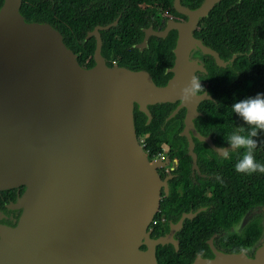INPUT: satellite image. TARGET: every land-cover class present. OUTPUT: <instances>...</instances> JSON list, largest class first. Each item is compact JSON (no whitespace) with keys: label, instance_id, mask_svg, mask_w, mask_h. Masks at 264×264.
Instances as JSON below:
<instances>
[{"label":"water","instance_id":"1","mask_svg":"<svg viewBox=\"0 0 264 264\" xmlns=\"http://www.w3.org/2000/svg\"><path fill=\"white\" fill-rule=\"evenodd\" d=\"M221 0H203L189 9L173 0L183 22L167 21L157 37L176 31L172 77L156 86L146 71L108 67L100 54L98 29L94 65L86 68L46 23L26 22L22 0L0 5V190L25 186L22 214L15 228L0 233V264H158L151 224L159 209L161 181L156 160L150 162L136 136L133 110L147 118L149 106L174 103L185 108L180 136L187 154L195 155L192 137H201L193 121L203 94L184 102L179 89L203 63L194 53L231 64L194 36L199 21ZM115 25V23L111 24ZM151 33V32H150ZM147 31L142 46L146 47ZM216 151V149H214ZM219 155H224L220 154ZM191 215H185L178 224ZM169 236H172L171 234ZM145 246V250L140 247ZM192 264H264V241L253 258L243 252Z\"/></svg>","mask_w":264,"mask_h":264},{"label":"trees","instance_id":"2","mask_svg":"<svg viewBox=\"0 0 264 264\" xmlns=\"http://www.w3.org/2000/svg\"><path fill=\"white\" fill-rule=\"evenodd\" d=\"M202 1L180 0V4L196 9ZM2 2L0 0V5ZM20 13L26 22L46 23L56 29L65 46L77 55L81 66L91 68L94 65L92 56L95 45L87 32L96 26L109 25L108 29L100 30V54L107 60L108 67L114 61L118 67L146 71L156 86H164L169 77L164 70L173 64L174 33L160 41L151 38L148 47L142 51L133 45L143 39L141 29L150 26L149 17L157 13L177 16L173 0H22ZM113 23L115 25H111ZM198 29L194 36L217 52L221 60L229 61L235 56L233 62L225 67L216 66L211 58L207 62L205 89L211 100L198 105L200 116L193 121L197 133L228 148L230 146L226 141L234 130L242 127L244 134H247L250 128L233 113L231 104L257 92L264 93V0H221L207 17L199 21ZM168 109L167 104L149 106L151 120L146 124V116L134 107L133 121L139 144L150 162L167 153L180 157L182 161L180 175L171 181V193L168 186L169 198L160 202V212L167 219H172L182 211H188L191 205L212 206L193 220L184 222L178 234L181 251L178 258L172 257L169 252L160 257L162 264H188L195 253L207 252L204 243L212 233L227 231L254 206L264 208V173H237L234 165L244 149L231 151L229 148L226 158L224 154L220 159L210 160L209 163L213 162L216 167L206 168V173L215 175L205 183L209 187V194L204 195L203 183L190 186L185 137L178 136V132L169 127L168 121L175 116L167 120L171 113H168ZM179 116H176L174 124L178 123ZM254 139L257 141L254 157L264 163V131L258 130ZM170 141L175 143L169 144L168 152L162 148V143ZM201 143H197L195 151L198 157L203 155L204 158L207 152L201 148ZM177 182L183 184L180 185L183 191L193 195L189 203L181 199L176 190ZM160 229L159 225L154 227L153 233H159ZM261 231V227L251 221L242 234L227 236L219 244L240 251L254 245Z\"/></svg>","mask_w":264,"mask_h":264},{"label":"flooded vegetation","instance_id":"3","mask_svg":"<svg viewBox=\"0 0 264 264\" xmlns=\"http://www.w3.org/2000/svg\"><path fill=\"white\" fill-rule=\"evenodd\" d=\"M150 6V5H148ZM149 19L151 20L150 22V26L146 29H141V32L143 34V39L145 37V32L147 31L148 33V38L146 41V47L142 46V50L146 49L149 45V40L151 38H155L156 40L160 41V40H164L166 39L170 33H174L175 34V40H176V31H169L166 36L164 38H160L155 36L154 32H162L167 24V21L169 19L179 23V22H183L185 21V17H183L180 14H177V16H174L172 14H159L157 13L154 17H149ZM100 26H96L93 30H90L87 32L88 38L93 39L94 41V45L96 47V43H97V37L94 35H91V33L95 30L98 29ZM199 30V29H198ZM197 30V31H198ZM196 31V32H197ZM99 29H98V39L101 43V35H100ZM151 32V33H150ZM196 38H199L197 36H195ZM143 39L139 42V43H135L133 46L134 48L138 49V46H140L143 42ZM174 40V41H175ZM102 45V43H101ZM101 49V48H100ZM139 50V49H138ZM141 50V51H142ZM194 57H199L200 61L203 63V68L205 69V72L200 73V72H196L195 75L198 77L199 80H201V84L204 86V88L207 87L206 84V76H207V69H206V65L208 64L207 62L210 60V58L213 60L212 57H209L207 55H200L199 52L194 53ZM93 58V56H92ZM109 61V60H108ZM105 63L107 64V60H105ZM108 65V64H107ZM116 65V63L114 61H112V64L110 65L111 67ZM172 66V64H171ZM171 66L166 67L164 70V74H169V77L165 80L164 84L167 83V81L172 77V74L170 72L167 71V69H169ZM206 95L207 92H206ZM206 100H211L210 99H206ZM203 100V101H206ZM201 101V102H203ZM200 102V103H201ZM168 105L169 109H168V113L169 112H173L175 111L180 102L176 101L174 103H165ZM137 110V106H134ZM198 109V108H197ZM138 111V110H137ZM170 113V114H171ZM169 114V115H170ZM200 114V112H199ZM179 116L178 118V123L174 124V120L176 118V116ZM184 116H185V108H180L178 109L177 113L175 114V117L173 119H171L169 122V127L171 129H173L172 131H177L178 136H180V132H182L183 129V120H184ZM200 116V115H199ZM166 119V117H165ZM164 119V121H165ZM177 120V119H176ZM161 129H163V127H161ZM179 130V131H178ZM199 134V133H198ZM201 136V134H199ZM203 137V136H201ZM138 138V137H137ZM184 142H185V147L187 148V141L186 138H183ZM139 141V140H138ZM211 144L212 146L208 145L205 142H199L196 138L192 137V142L194 145V149H193V153L195 155V168H193V158L191 156H189L187 154V157H185L188 161L187 164L189 163V173H188V178H189V185H197L200 186V183L204 184V195L205 194H209V187L207 188L206 186V182L210 179L215 177L214 174L210 173H206L207 170L206 168H213L216 167L215 164H213V162L209 163L210 160L214 159H220L222 158L221 155L218 154V152H216L214 149H217L220 145L216 144L215 142H213V140H211ZM175 142H167V143H162V148L165 151L169 152V144H172ZM197 143H201L203 144V146L201 148H205V151L207 152V154H205V157L203 158V155L198 157L195 149L198 148ZM227 147V146H225ZM231 150V149H230ZM229 150V151H230ZM228 151V152H229ZM232 151V150H231ZM226 153L225 156H223L224 158L227 157ZM156 162L159 166V168H157V174L159 176V178L161 179V181H166V185L167 188L169 186L170 189V193L172 192V186L171 185V181L173 179H176L180 174H179V170H180V165L182 164L181 158L180 157H174L167 154H162L159 155L156 159ZM178 183V182H177ZM176 183V184H177ZM180 184L178 183V185H176V190L177 192L181 195V199H183L186 203H189V201L192 200L193 195H188L189 193H187L186 191H183L182 188L180 187ZM25 191V186H18V187H13L11 189H6V190H0V233L2 231L5 230H9V229H13L16 227L19 218L22 214V207H21V202H20V198L22 197L23 193ZM169 195V193H168ZM171 195V194H170ZM169 198L165 197V191H164V186L160 189V202L164 199ZM191 198V199H190ZM194 200V199H193ZM160 202H159V206H160ZM209 207H212L210 204L206 205V206H196L193 207V205L190 206V209L188 211H182L178 216H174L172 219H167L158 209L157 213L155 214L150 226L151 229V233H150V239L151 240H158V239H163V238H167L169 239V241L165 244H158L156 245L155 251H156V258H157V263L158 264H162L160 261V257L163 256V254L165 252H169L171 254L172 257H179L180 254V240L178 239V234L182 231L184 222L186 220H193L194 218L197 217V215L201 212H206L207 209ZM185 215H191V218H185L181 221V224H178V222L181 220V218ZM251 221H255L257 225H259L262 229L261 234L257 240V242L245 249H241L240 251H233L230 247L224 246L222 244H219L220 241L224 238H226L227 236H238L240 234L243 233L244 229L246 228V226L249 224V222ZM161 228L159 233H153L154 227L158 226ZM172 236H169V235ZM264 241V208H258L256 206L252 207L251 209H249L246 213L243 214V216L241 217V220L234 226L230 227L227 231H223V230H218L215 233H212L211 237L208 238L204 245L207 247V252H205L204 254L201 252H197L194 254L192 260L188 263V264H192L193 261L197 258L200 257L201 259H213L214 258V252H219L222 254H237L240 252H243L248 258H253L255 250L261 245V242ZM141 250H145V246H141L140 247ZM176 258H175V263L176 262ZM172 261H170L169 263H171Z\"/></svg>","mask_w":264,"mask_h":264},{"label":"clouds","instance_id":"4","mask_svg":"<svg viewBox=\"0 0 264 264\" xmlns=\"http://www.w3.org/2000/svg\"><path fill=\"white\" fill-rule=\"evenodd\" d=\"M200 81L193 74L188 82L180 87L179 96L182 101L191 102L194 98L206 94V89ZM231 109L250 128L247 134H244L242 127L234 130L226 141L230 147L226 148L221 145L216 152L226 154L229 148L244 149L241 158L234 165L235 171L243 174L264 173V163L257 161L254 157L257 144L254 137L257 136L258 130L264 131V93L257 92L254 96L237 100L231 104Z\"/></svg>","mask_w":264,"mask_h":264}]
</instances>
